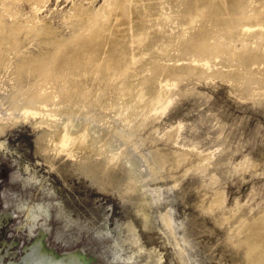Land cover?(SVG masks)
<instances>
[{"label":"rangeland","instance_id":"rangeland-1","mask_svg":"<svg viewBox=\"0 0 264 264\" xmlns=\"http://www.w3.org/2000/svg\"><path fill=\"white\" fill-rule=\"evenodd\" d=\"M249 2L248 10L260 4ZM105 4L0 0L4 21L33 22L0 65V253L40 239L54 263L66 252L86 264L244 262L230 234L264 216V90L235 89L222 75L235 69L224 59L167 61L204 74L181 78L160 99L141 87L150 78L145 57L128 77L132 88L106 108L86 94L87 102L28 114L16 95L29 82L17 74L24 59L52 50L37 30L68 37L79 7ZM54 130L85 132L94 149H59Z\"/></svg>","mask_w":264,"mask_h":264},{"label":"bare ground","instance_id":"bare-ground-1","mask_svg":"<svg viewBox=\"0 0 264 264\" xmlns=\"http://www.w3.org/2000/svg\"><path fill=\"white\" fill-rule=\"evenodd\" d=\"M259 2L250 10L247 6L253 2L249 0H106L101 9L81 6L68 37L45 27L37 30L36 36L49 41L52 50L24 59L17 74H26L29 82L16 95H22L28 114L50 104L72 107L86 94L91 96V104L106 108L113 105L119 91L132 88L128 77L139 74L140 66L135 64L144 57L141 67L150 72V78L141 87L154 89L157 99L176 88L181 78L204 74L192 65L168 63L172 58L200 61L221 57L235 68L230 74L222 73L235 89L243 95L259 94L264 90V48H260L264 44V0ZM2 15L0 9V65L8 57V49H16L21 35L33 24L20 17L7 22ZM246 26L251 29H244ZM237 40H241L240 47L231 43ZM51 137L59 149L71 152L91 146L85 132L54 130ZM230 240L243 249L244 262L235 264H264L263 215L242 221ZM42 247L40 239L26 245L21 241L12 250L10 245L0 253V264H86L80 254L69 252L54 263L41 253Z\"/></svg>","mask_w":264,"mask_h":264},{"label":"flooded vegetation","instance_id":"flooded-vegetation-1","mask_svg":"<svg viewBox=\"0 0 264 264\" xmlns=\"http://www.w3.org/2000/svg\"><path fill=\"white\" fill-rule=\"evenodd\" d=\"M29 244V243H28Z\"/></svg>","mask_w":264,"mask_h":264}]
</instances>
